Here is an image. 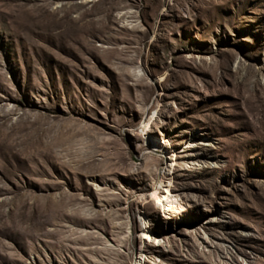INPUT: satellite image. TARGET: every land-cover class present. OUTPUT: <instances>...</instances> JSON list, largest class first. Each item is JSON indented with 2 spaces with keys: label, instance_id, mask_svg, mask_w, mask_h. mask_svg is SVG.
I'll return each mask as SVG.
<instances>
[{
  "label": "rangeland",
  "instance_id": "374dc122",
  "mask_svg": "<svg viewBox=\"0 0 264 264\" xmlns=\"http://www.w3.org/2000/svg\"><path fill=\"white\" fill-rule=\"evenodd\" d=\"M139 254L264 264V0H0V264Z\"/></svg>",
  "mask_w": 264,
  "mask_h": 264
},
{
  "label": "bare ground",
  "instance_id": "6f19581e",
  "mask_svg": "<svg viewBox=\"0 0 264 264\" xmlns=\"http://www.w3.org/2000/svg\"><path fill=\"white\" fill-rule=\"evenodd\" d=\"M148 145L152 146L153 148H158L159 144L156 141H154L153 139H149V144ZM151 196H152L151 198L153 200H155L157 202L160 201V199H159L160 196H159V193L157 192V190H155L154 193ZM136 218H138L139 223L142 224V226H143V233H142L143 237H142V240H150L151 241V239H152L151 236L152 235H151V233L148 230V225L146 224L147 223V219H146L144 213L137 209ZM154 238L155 237H153V239ZM141 254H139V256L135 259L136 262L134 264H143V260H141V258H142ZM143 259H144V257H143Z\"/></svg>",
  "mask_w": 264,
  "mask_h": 264
}]
</instances>
